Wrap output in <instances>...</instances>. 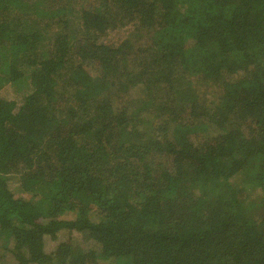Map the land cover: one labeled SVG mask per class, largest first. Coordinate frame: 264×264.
Instances as JSON below:
<instances>
[{"label": "trees", "instance_id": "obj_1", "mask_svg": "<svg viewBox=\"0 0 264 264\" xmlns=\"http://www.w3.org/2000/svg\"><path fill=\"white\" fill-rule=\"evenodd\" d=\"M6 87L0 264H264V0H0Z\"/></svg>", "mask_w": 264, "mask_h": 264}, {"label": "rangeland", "instance_id": "obj_2", "mask_svg": "<svg viewBox=\"0 0 264 264\" xmlns=\"http://www.w3.org/2000/svg\"><path fill=\"white\" fill-rule=\"evenodd\" d=\"M120 34H121V33H120ZM120 34H118V35L115 36V40L117 39V37H119ZM110 37H111V35H110V36H109V35L106 36V39H107L108 42L110 41ZM0 95H3V96H5V97H7V98H15V99L18 98V94H17L16 92H14L10 87H9V88L6 87V88L2 89V90L0 91ZM72 236H73V240L79 242V244H80L81 246L83 245V240H82V238L80 237L79 234H74V235H72ZM51 244H52V243H51ZM85 246H86V245H85ZM46 249H47V250H51L52 247H51V246H47ZM0 256H1V254H0ZM1 262H2V261H1V258H0V263H1Z\"/></svg>", "mask_w": 264, "mask_h": 264}]
</instances>
